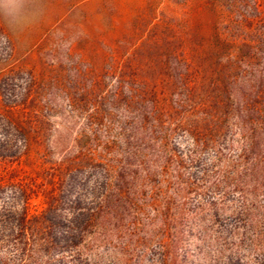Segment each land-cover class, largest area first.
Wrapping results in <instances>:
<instances>
[{"label": "rangeland", "instance_id": "374dc122", "mask_svg": "<svg viewBox=\"0 0 264 264\" xmlns=\"http://www.w3.org/2000/svg\"><path fill=\"white\" fill-rule=\"evenodd\" d=\"M150 40L151 57L134 56ZM257 45L264 46V0H0V264H20V249L1 240L5 226L54 200L46 212L53 244L44 248V234L31 235L27 250L38 262L26 264H264V188L238 185V142L222 149L236 137L234 114L224 138L194 155L185 134L168 137L161 153L181 159L178 171L161 157L132 161L134 216L110 219L105 235L96 227L82 237L66 233L113 176L96 161L110 156L99 143L121 145L128 113L124 99L111 101L116 76L165 79L181 58L187 78L205 84L237 47L241 60L262 59ZM162 87L155 84L165 112ZM67 163L80 167L68 171Z\"/></svg>", "mask_w": 264, "mask_h": 264}, {"label": "trees", "instance_id": "16d2710c", "mask_svg": "<svg viewBox=\"0 0 264 264\" xmlns=\"http://www.w3.org/2000/svg\"><path fill=\"white\" fill-rule=\"evenodd\" d=\"M156 44L155 40L144 42L134 49V56L151 57ZM255 48V53L262 54V59L241 60L238 58L237 47L233 57H226L223 63H218L215 78L205 84H195L187 78L188 63L181 58L176 61L177 69L172 77L143 78L123 73L115 77L111 101L116 105L120 98L124 99L128 115L119 126L123 129L119 131L121 145L114 139L99 143V148L110 156L105 159L108 163L96 161L101 164L106 175L113 173V176L111 180H104L105 190L94 201V205L86 208L81 218L74 217L69 221L70 225L66 230V233H70L69 239L82 237L87 230L95 227L98 228L97 232L105 235L106 224L110 219L117 220L125 214L135 215L137 208L132 199L134 190L130 187L136 179L128 178L133 177V160L147 155L161 157L164 163L173 162L178 171L183 166L181 159L174 158L171 154L163 156L161 153L168 137L178 131L185 134L190 146L188 152L194 155L198 150L215 145L224 138L228 129L226 121L232 114L235 131H231L230 135L236 137L232 140L223 139L222 149L230 148L233 140L238 142L235 161L238 164V185L243 187L249 183L252 191L264 188V46L257 45ZM158 82L164 86L162 89L166 87L167 93L163 95L167 105L165 112L158 104L155 90ZM224 156L223 150H215L214 157L218 160ZM134 165L141 167L140 162ZM76 167H80V164H66L68 171ZM57 175L58 183H62L64 173L59 171ZM176 177L177 184H188L179 174ZM169 206L166 201L158 210V217L163 225L171 217ZM54 207L55 200L48 202L46 211L40 215L27 217L24 211L17 212L11 225L5 226L6 232L2 234L1 240H9V243L20 249V264H26V259L38 262L37 255L34 257L27 250L34 233L44 234L39 242L42 247L47 248L53 244V236L49 234L52 218L46 212ZM163 225L157 230L162 238L166 234ZM137 242H143V239L140 238Z\"/></svg>", "mask_w": 264, "mask_h": 264}]
</instances>
